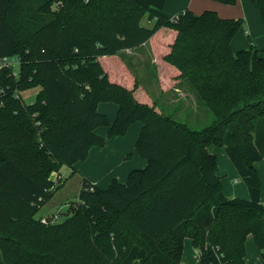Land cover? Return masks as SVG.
Segmentation results:
<instances>
[{
	"label": "trees",
	"instance_id": "16d2710c",
	"mask_svg": "<svg viewBox=\"0 0 264 264\" xmlns=\"http://www.w3.org/2000/svg\"><path fill=\"white\" fill-rule=\"evenodd\" d=\"M166 1L0 0V58L20 60L16 76L0 69V264H182L185 239L199 264H246L249 235L264 264L254 166L264 160V51L249 36L232 51L243 20L189 9L169 17ZM250 4L264 24V0ZM143 44L160 85H185L209 125L191 129L137 99L140 81L121 53ZM33 88L32 102L15 97ZM99 103L118 107L113 121ZM135 122L145 167L104 189L83 181L71 215L41 223L63 184L52 174ZM210 146L224 147L248 199L225 197Z\"/></svg>",
	"mask_w": 264,
	"mask_h": 264
},
{
	"label": "crops",
	"instance_id": "0c3cea01",
	"mask_svg": "<svg viewBox=\"0 0 264 264\" xmlns=\"http://www.w3.org/2000/svg\"><path fill=\"white\" fill-rule=\"evenodd\" d=\"M172 1L175 2V6H177L178 4L177 6L178 10L174 11V13L169 15V17H173L175 14L185 9H189L195 14H200L206 8H209L208 6H210L209 4L211 3L209 2V0H172ZM168 2H170V0L166 1L165 6L167 5ZM237 3H238V0H237ZM213 6L215 8L213 10L217 12L219 16L221 15L223 17L225 16L223 13L220 12V11H226L225 8H220L219 6L215 4ZM163 10H162V13H163ZM251 16H252V19L249 20L248 17L244 13L243 20L245 22V28H244V25H242V27L238 30V32L236 33V35L232 38L230 42V46L233 52H237L240 49L247 48L248 42H246V46H245V43L240 40V38L237 40V42H235L236 36L238 34L243 36L246 32L251 38L252 44L258 50L264 51V24L260 21L259 14H257L255 11H252ZM143 20H145L146 22V27H149L151 25V22H148L146 19H143ZM123 52L128 53L130 62L132 63V65H134L135 68L136 66L139 67L140 65H142V61H144V58L145 59L147 58L146 62L149 63L151 68L153 67L152 57H151L150 50L147 44H143L135 49H128ZM140 80H143V79H140ZM183 87L184 86L178 85L170 89H165L163 86L160 85L159 81L156 79L154 75L153 76V87L150 88V85H149V88L151 90H149L148 87L145 88L148 94L149 93L150 94L149 95L146 94L144 88L140 87V89L135 93V96L137 97L138 100L149 103L151 101L152 92H155L159 95L161 94L167 95V93L172 89L175 93L176 92L178 93V94L176 93V95H182L181 94L182 92L180 90H182ZM169 93H172V91ZM173 96H175V94ZM117 109L118 107L113 103H99L97 105V111L101 114L106 115L110 121L114 120L116 113H117ZM141 127H142V124L140 122H135L131 124L128 127L125 135L116 136V137L107 139L103 147H92L89 150V153L86 159L77 161L70 167L62 166L59 169V171L53 173L52 176L54 177L56 174H58L60 177L63 178L64 174H68V173H71V175L78 174L80 177V187L83 181H87L101 189L106 188L110 184V182L114 179L117 180L119 183L124 184L126 182L127 175L130 171L134 169H142L146 165V160L140 157L134 148V144L139 136ZM106 131H107V128L105 127H99L95 129V133L102 137H105ZM209 149L210 148L208 147V151L210 152ZM222 166L224 167V169H226L227 173L232 174L233 177L237 176L238 178H240V181H241V177L238 175L235 168H231L227 163H224V162ZM254 166L258 172L259 179L261 182L260 203L264 207V182L262 180L263 176H261L260 171H259V170H262L263 175H264V160L255 162ZM219 168H220V164L217 161V175L220 177V182H221L223 194L225 195V197L227 198H240L241 197L242 199H248L247 189L240 188V187L236 188L237 186H233L229 183L228 184L226 183V185H223V180L221 176H226V175H222V174L220 175L218 173ZM62 183L63 184L59 189L63 187L65 183L64 180H62ZM56 192L51 197V199L47 203H45V205L39 210V212L37 213L38 217H43L44 215L55 213L58 208L59 209L62 208L60 204L53 202V200L56 199V196H55ZM245 263H246V260H245Z\"/></svg>",
	"mask_w": 264,
	"mask_h": 264
},
{
	"label": "rangeland",
	"instance_id": "374dc122",
	"mask_svg": "<svg viewBox=\"0 0 264 264\" xmlns=\"http://www.w3.org/2000/svg\"><path fill=\"white\" fill-rule=\"evenodd\" d=\"M209 2H211L209 4L210 6H208L209 8H206L205 10L214 11L213 10L215 9L213 6L214 4L219 6L220 8L226 9V11H220L221 13L225 15L224 17L221 15L220 17L222 18L243 20V15L245 13L248 19L251 20L252 11H255L258 14L257 10L251 6L250 0H238V3L236 1L237 4L235 3L234 5H225V4L218 3L214 0H209ZM177 6H175L174 1L170 0V2H168L164 8L163 14H165L166 16L171 15L172 13H174V11L178 10ZM141 25L146 26L145 20L141 21ZM243 25L245 28L244 20H243ZM241 36L242 35L238 34L236 36L235 42H237V40L240 38V40L244 42L246 46L247 36L249 35L246 32L242 37ZM121 56L124 60L126 61L128 60V62L130 63L131 67L129 70L131 71V73L133 74L135 78L139 79V81L141 82L140 83L141 88H146V87L149 88V85H150V88L153 87L154 72L151 66L149 65V63L146 62L147 58L146 59L144 58V61H142V65H140L139 67L135 65L136 66L135 68L134 65H132V63L129 61L130 59H129L128 53L123 52L121 53ZM140 79H143V80H140ZM182 86H184L182 90H180L182 92L181 93L182 95H176L177 92L175 93L172 89L169 91V92L172 91V93L168 92L169 94L167 93V95H164V94L159 95L155 92H152L150 102L152 103L153 101H155L157 106L160 109H162L165 114L171 115L177 121L186 123L188 127H190L191 129L200 130L206 127L207 125H209L213 121V117L198 102L194 94L190 93L188 88L185 85H182ZM150 88L149 90H151ZM38 90H39L38 88H33L30 90L23 91L21 93V100L23 101V103L28 104L32 102ZM174 94L175 96H173ZM209 148H210L209 153L214 154L216 156L218 163L220 164L218 173L220 175L221 174L226 175V176H221L223 180V185H226V183L227 184L229 183L233 186H237L236 188L240 187V188L246 189V185L242 179L240 181V178H238L237 176L233 177V175L227 173L226 169H224V167L222 166L224 162V163H227L231 168H234L232 167L233 165L230 159L228 158L224 147L210 146ZM259 171H260L261 176H263L262 180L264 182L263 171L262 170H259ZM53 178H55L56 180L54 187L59 186L62 183V180H64L65 182L63 187L56 192L55 194L56 199L53 200L54 203L56 202L57 204H60L62 208L61 209L58 208L55 213L44 215L43 218H45L46 220H50V221L54 219V222H60L65 217H68L69 215H71V213L74 211V208L78 204L77 196H78V192L80 189V177L78 174L71 175V173H68V174H64L63 178L60 177L58 174H56ZM54 215H56L57 218H53ZM245 248H246V255H245L246 264H260L261 257H260L258 250L256 249L254 245L251 235L247 237ZM181 262L183 264H199L197 254L195 253L194 248L191 246V243L188 239L185 240L184 245H183V253H182Z\"/></svg>",
	"mask_w": 264,
	"mask_h": 264
},
{
	"label": "built area",
	"instance_id": "2783aa9c",
	"mask_svg": "<svg viewBox=\"0 0 264 264\" xmlns=\"http://www.w3.org/2000/svg\"><path fill=\"white\" fill-rule=\"evenodd\" d=\"M19 65H20V60L18 56H6V57H1L0 58V69H8L11 70L13 76H16L19 70ZM16 98L21 97V93L15 95ZM53 178V177H52ZM54 181L56 182L55 178H53ZM92 190V187L90 188ZM53 218H57L56 215H54ZM41 223L45 224L47 220L43 217L40 219ZM50 222H54V219L51 220Z\"/></svg>",
	"mask_w": 264,
	"mask_h": 264
}]
</instances>
